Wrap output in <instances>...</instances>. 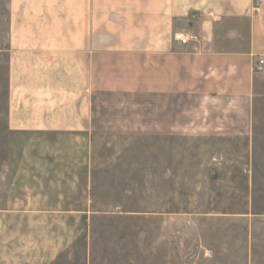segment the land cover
Listing matches in <instances>:
<instances>
[{"label": "rangeland", "instance_id": "374dc122", "mask_svg": "<svg viewBox=\"0 0 264 264\" xmlns=\"http://www.w3.org/2000/svg\"><path fill=\"white\" fill-rule=\"evenodd\" d=\"M7 3L0 264H264V69L245 137L15 134L6 124Z\"/></svg>", "mask_w": 264, "mask_h": 264}, {"label": "crops", "instance_id": "0c3cea01", "mask_svg": "<svg viewBox=\"0 0 264 264\" xmlns=\"http://www.w3.org/2000/svg\"><path fill=\"white\" fill-rule=\"evenodd\" d=\"M7 10L9 131L251 132L264 0H8Z\"/></svg>", "mask_w": 264, "mask_h": 264}, {"label": "built area", "instance_id": "2783aa9c", "mask_svg": "<svg viewBox=\"0 0 264 264\" xmlns=\"http://www.w3.org/2000/svg\"><path fill=\"white\" fill-rule=\"evenodd\" d=\"M180 40L182 42H185V38H182L181 37ZM254 69H255V71H261V70H263L264 69V60L263 59H259L257 61V63L254 65Z\"/></svg>", "mask_w": 264, "mask_h": 264}]
</instances>
